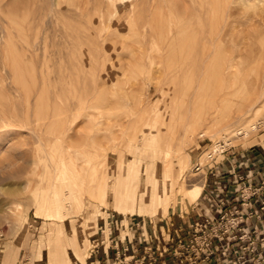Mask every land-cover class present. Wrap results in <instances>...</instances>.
<instances>
[{
  "label": "rangeland",
  "instance_id": "374dc122",
  "mask_svg": "<svg viewBox=\"0 0 264 264\" xmlns=\"http://www.w3.org/2000/svg\"><path fill=\"white\" fill-rule=\"evenodd\" d=\"M220 141L264 153V0H0V264H264L262 180L185 198Z\"/></svg>",
  "mask_w": 264,
  "mask_h": 264
},
{
  "label": "crops",
  "instance_id": "0c3cea01",
  "mask_svg": "<svg viewBox=\"0 0 264 264\" xmlns=\"http://www.w3.org/2000/svg\"><path fill=\"white\" fill-rule=\"evenodd\" d=\"M227 157H231V160H232L231 162H229V165L232 166V163L235 164L233 165L234 167H232L234 169V172H231V174H234V179H235V181H233L234 183H238L237 179L239 178V176H242V175L247 177V180H246L247 184L251 185L252 183L260 182V180H262V182L264 183V153L263 152L260 153L256 151L255 149H252L246 152L244 151L241 154L239 152H229L226 155H224L223 158L226 159ZM224 169H225L224 163L216 165L213 169H208L210 171L213 170L210 173L213 176V179H217V180L215 181L206 180L205 184L203 183L202 193L204 192L205 195L207 194V195L218 196V192H223L222 187L227 186V184L231 182L230 180H228V178L223 177V175L226 174ZM223 182H224V185L222 184ZM201 196L202 195H200L198 199H201ZM204 208L206 207L202 205L201 209H204ZM213 208H216V207H213ZM221 208L222 207H220V209H216V211L222 212ZM250 208H251V211L255 213L259 212V208L257 209V206L255 205H251ZM243 211L244 209L240 207L238 212H243ZM247 223H252V222L251 220H247Z\"/></svg>",
  "mask_w": 264,
  "mask_h": 264
},
{
  "label": "bare ground",
  "instance_id": "6f19581e",
  "mask_svg": "<svg viewBox=\"0 0 264 264\" xmlns=\"http://www.w3.org/2000/svg\"><path fill=\"white\" fill-rule=\"evenodd\" d=\"M254 127V126H253ZM256 127V126H255ZM229 145V143H228ZM202 190H203V185H195L194 188H192L191 190H189L187 192V194L185 195V198L187 199H190L191 201H196L199 196L201 195L202 193ZM151 197H150V201L153 203V204H159V203H162L164 198H165V193H164V190L162 188H154L153 191L152 189H150L148 191V194H151ZM141 198H137L135 200V202H138V200L140 201Z\"/></svg>",
  "mask_w": 264,
  "mask_h": 264
},
{
  "label": "built area",
  "instance_id": "2783aa9c",
  "mask_svg": "<svg viewBox=\"0 0 264 264\" xmlns=\"http://www.w3.org/2000/svg\"><path fill=\"white\" fill-rule=\"evenodd\" d=\"M214 146H215V149L211 153V157L209 158L211 161L214 162V165L212 167H209V169H213L216 165L220 164L221 161H217L219 155L224 157V155H226L231 150V148L226 149L225 143L221 141L218 142L217 144H214ZM224 160L225 159L223 158L222 161ZM202 167H203L202 164L197 163L195 169L197 171H200Z\"/></svg>",
  "mask_w": 264,
  "mask_h": 264
}]
</instances>
